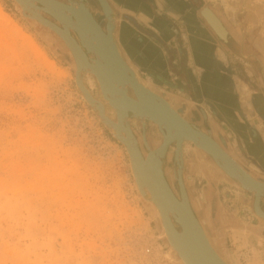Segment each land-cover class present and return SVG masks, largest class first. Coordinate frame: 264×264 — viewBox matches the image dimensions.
<instances>
[{
	"label": "rangeland",
	"instance_id": "374dc122",
	"mask_svg": "<svg viewBox=\"0 0 264 264\" xmlns=\"http://www.w3.org/2000/svg\"><path fill=\"white\" fill-rule=\"evenodd\" d=\"M89 1L92 10L99 8L95 0ZM215 1L210 3L216 12L223 11L217 7L220 1L234 4L237 21L245 22L231 29L247 51H234L230 65L245 86L243 93L250 104V90L264 93V0ZM0 10V264H179L173 253L175 259L168 255L161 222L135 189L124 147L76 89L67 48L54 32L24 18L13 0H0ZM100 12L97 18L102 16L104 23ZM25 35L44 52L47 61ZM54 41L58 46L63 44L66 52L56 51L51 44ZM251 53L258 60L250 59ZM85 84L104 102L93 76L86 75ZM157 92L170 101L164 91ZM106 109L113 117L111 108L106 105ZM136 121L130 123L136 127ZM217 126L237 143L233 125ZM156 128L151 126L155 145L151 149L162 142ZM248 128L253 126L248 124ZM255 128L264 143V127ZM167 155L169 162L165 157L163 168L167 163L165 172L172 183L173 145ZM184 157L189 166L198 162L190 144L184 147ZM209 160L220 172L218 207L232 263L264 264V239L246 228L263 224L252 212L254 196L235 186ZM240 160L243 167L257 170L249 157L244 155ZM217 170L205 168L208 175L217 174ZM203 172L198 167L194 173L196 182L188 196L196 200L194 203L190 198L195 214L201 212L198 199L202 201L205 224L212 228L217 207L211 210L203 200ZM153 211L157 214L155 208Z\"/></svg>",
	"mask_w": 264,
	"mask_h": 264
},
{
	"label": "water",
	"instance_id": "95a60500",
	"mask_svg": "<svg viewBox=\"0 0 264 264\" xmlns=\"http://www.w3.org/2000/svg\"><path fill=\"white\" fill-rule=\"evenodd\" d=\"M13 1L24 18L54 32L67 48L71 57L69 63L74 71V83L81 98L113 138L124 147L135 189L159 223V216L149 202H153L161 214V238L169 246L168 255L172 259L176 257L179 264H226L212 248L182 181L178 179L179 197L167 183L163 173L166 148L173 144L178 151L182 150L184 143H191L205 152L229 175L235 186L254 196V214L263 220L264 209L260 202L264 198V183L250 176V171L222 148L209 132L183 119L172 109L167 98L164 100L150 91V87L140 81L136 73L137 78L134 76L132 67L118 46L115 33L117 13L108 0H95L104 14L105 28L93 16L89 0H67V3L57 0ZM27 1L28 4H25ZM42 12L55 22L43 17ZM102 44L103 47H100ZM86 75L94 77L106 104L94 97L87 88ZM129 90L133 97L128 96ZM106 105L111 108L113 117L108 115ZM132 118L137 119L143 128L149 122L155 124L162 134V143L155 149L149 147L143 135L145 156L130 128Z\"/></svg>",
	"mask_w": 264,
	"mask_h": 264
},
{
	"label": "crops",
	"instance_id": "0c3cea01",
	"mask_svg": "<svg viewBox=\"0 0 264 264\" xmlns=\"http://www.w3.org/2000/svg\"><path fill=\"white\" fill-rule=\"evenodd\" d=\"M108 1L117 13L118 46L140 81L154 90L164 91L174 109V102L198 107L215 125H233L236 144L218 126L229 154L238 161L241 156L249 157L251 166L257 170L244 168L257 176L263 174L264 143L255 125L264 127V93L250 90L251 103L245 100V86L230 65L235 52L223 43L226 41L214 32L203 14L208 8L224 26L223 22L232 29L237 23L242 27L245 22L237 21L234 4L220 1L217 7L223 10L221 14L218 12L222 21L212 8L216 7L210 3L212 0ZM231 34L239 43L236 35ZM248 124L253 128L247 129ZM188 144L192 145L185 143L184 147ZM194 148L202 161L209 159L205 152ZM257 176L253 177L258 179Z\"/></svg>",
	"mask_w": 264,
	"mask_h": 264
},
{
	"label": "flooded vegetation",
	"instance_id": "af4514ba",
	"mask_svg": "<svg viewBox=\"0 0 264 264\" xmlns=\"http://www.w3.org/2000/svg\"><path fill=\"white\" fill-rule=\"evenodd\" d=\"M60 1H63V2H67V0H60ZM93 3V1H92ZM99 13V8L97 6L94 7V9L92 10V14L93 16L96 18V20L101 24V26L104 28V23L101 22V18L102 16H100L99 18H97V14ZM217 15L221 18V16L219 15L218 12H216ZM42 15L55 22V20L50 17L48 14L46 13H42ZM96 15V16H95ZM222 20V18H221ZM223 21V20H222ZM228 30V39L226 40V42H223L224 44L228 45L231 47L232 50L236 51V50H243L244 51H247V47L245 45H242L241 43H237L235 41V39L233 38L232 36V29L231 27H229L227 25V23L223 22ZM236 42V43H235ZM53 48L57 51H61V52H66L64 51V46L63 44H60V46H58L55 41L54 42H51ZM250 56V59L254 58V59H257V57L251 53V54H248ZM258 60V59H257ZM130 94H132L130 92ZM174 107L181 112V114L189 121H191L192 123L196 124L197 126H199L201 129L207 131L210 133V135L217 141L221 144V146H223L226 151L227 150V147H226V142L221 134V132L219 131V128L217 125H215L214 123L208 121L207 117L203 116L202 115V111L200 110H195L194 108H189L187 107L186 105L184 104H181V103H178L176 105H174ZM138 122V121H136ZM130 126H131V129H132V132L133 134L135 135V138L137 139L138 141V144H139V148L141 149V152L143 153V155L145 156L146 154V149H145V145H144V142H143V135H145V140L147 141L148 145L150 148L154 147V142L152 140V137L150 136V131H151V126H153V124H147L144 128L143 126L141 125L140 122H138V126H134L132 123H130ZM157 127V126H156ZM158 133L160 134L159 132V129L158 127L156 128ZM136 130L138 131V133L136 132ZM160 139H161V134H160ZM158 139V140H160ZM160 142V141H159ZM169 155H166V161L169 162V159H168ZM193 165H188L187 164V161L185 159V162H184V173H183V181H184V187L185 189L187 190V193H190V195H192V191H190V186H194L195 185V182L194 181V173L197 172L198 170V167L199 169L203 172L204 176H205V181L204 183L202 184L201 186V191H202V194L204 195V198L203 199L204 201H206V204L208 202V204H210V209L212 210L214 207H217V212H215V216H212V224L214 225L212 228H209L206 224H205V221H204V218H203V209H204V205H202V201H199L198 199V205L200 207V210L201 212H196V215L198 216L199 220H201V222H204V224L206 226H204L205 228V232L213 246V248L216 250V252L220 255V257L225 260V262H227L228 264H233L232 261H231V258H230V254H229V251H228V248H227V244H226V238L224 236V226H222L221 224V217H220V211H219V207H218V199H217V181H219L221 178H220V172L216 169V167L214 165L211 164L210 160L209 159H206L204 161H202V158L200 156H198V162L195 164L194 162L192 163ZM174 165V161H173V157H172V161H171V169H172V172H173V181L172 183L169 181V178H168V175L166 174L165 172V168L168 167L167 163L166 165L164 166L163 170H164V173H165V176L167 178V181H169L170 185L173 186V190L176 194V196L179 195V185H178V182L175 178V171L174 169L172 168ZM209 166L214 170H217L218 173L217 174H210L208 175L207 172H205V168ZM175 170H176V164H175ZM257 178L261 181H264V173L262 174H258ZM212 181V184L209 183V181ZM194 188V187H193ZM192 198V201L195 203L196 200L193 199L194 197H190ZM251 204V208H252V212H253V215L255 216L254 214V211H253V197H252V200L250 202ZM260 205H261V208L264 209V198L261 199V202H260ZM206 206V205H205ZM195 209V208H194ZM217 219V221H216ZM216 222H219L218 225H216ZM263 224H253V225H247L249 230L253 231L256 235H260L262 238H264V220L262 221Z\"/></svg>",
	"mask_w": 264,
	"mask_h": 264
},
{
	"label": "bare ground",
	"instance_id": "6f19581e",
	"mask_svg": "<svg viewBox=\"0 0 264 264\" xmlns=\"http://www.w3.org/2000/svg\"><path fill=\"white\" fill-rule=\"evenodd\" d=\"M29 1V0H28ZM28 1H27V3H25V4H28ZM57 1H59V0H57ZM26 2V1H25ZM60 2H62V1H60ZM64 3H67V2H64ZM98 5V4H97ZM100 9V8H99ZM37 10V12H39L38 11V9H36ZM32 11L33 12H35V10L34 9H32ZM43 13V12H42ZM101 13V12H100ZM103 13V12H102ZM0 14H1V10H0ZM203 14H204V16H205V18H206V20L208 21V23H209V25L212 27V29L214 30V32L221 38V39H223V40H227V35H228V32H227V29H226V27L222 24V22L220 21V19L212 12V11H210L208 8H205L204 9V11H203ZM2 16V15H1ZM96 16V15H95ZM44 17V16H43ZM103 17H104V14H103ZM3 19H5V16L4 17H2ZM47 19V18H46ZM6 21L8 20V19H5ZM49 20V19H48ZM9 21V20H8ZM51 21V20H50ZM98 22V21H97ZM99 23V22H98ZM105 24H104V28H105V25H106V21L104 22ZM100 24V23H99ZM100 26H101V24H100ZM102 27V26H101ZM103 28V27H102ZM105 30V29H104ZM89 33V32H88ZM24 37V39H26V40H28L32 45H33V47L34 48H36V51H37V54L40 56V57H42L44 60H46L47 61V58H46V56H45V54H44V52L42 51V50H38L39 48L34 44V42H33V40L30 38V36H27V35H25V36H23ZM94 40H95V38L93 39V42H94ZM100 47H103V44L100 46ZM47 63H49V65L50 66H52V62H47ZM131 68V67H130ZM132 69V68H131ZM132 71H133V69H132ZM134 76L136 77V75H135V72H134ZM137 78V77H136ZM138 82L140 83V84H142L139 80H138ZM88 83V86H90V87H92L93 86V81L91 80V79H89V81L87 82ZM145 86V85H144ZM146 87V86H145ZM146 88H148V87H146ZM149 89V88H148ZM150 91H152L151 89H149ZM130 90L128 91V96H132L133 97V95H131L130 94ZM152 92H154L155 94H157L158 96H160V97H162V98H164V100L166 99L165 97H163L162 95H160V94H158V93H156L155 91H152ZM167 100V99H166ZM169 103V102H168ZM172 109L174 110V111H176V113H178L183 119H185L182 115H181V113L178 111V110H176V109H174L173 107H172ZM160 113H162L163 115H165L162 111L160 112ZM166 116V115H165ZM132 119H135V118H132ZM137 120V119H136ZM186 120V119H185ZM149 123H151V122H149ZM129 125H130V122H129ZM130 128H131V126H130ZM132 130V129H131ZM162 135V134H161ZM124 136H125V134H124ZM136 141H137V139H136ZM138 142V141H137ZM162 143V142H161ZM219 144V143H218ZM173 144H170V145H168L167 146V148H166V152H165V154H164V156H166L167 155V152H168V150H169V148L172 146ZM184 145H185V143L182 145V150H176V147H175V145H173L174 146V161H175V163H176V180H177V182H178V179H180L181 181H182V184L184 185V181H183V176H182V173H183V169H184V159H183V147H184ZM138 146H139V144H138ZM160 146V145H159ZM221 146V145H220ZM157 148V147H156ZM223 148V147H222ZM140 149V148H139ZM140 151H141V149H140ZM142 153V152H141ZM142 155H143V153H142ZM214 161V160H213ZM215 164L221 169V166L220 165H218V163L217 162H215ZM182 167V168H181ZM222 170V169H221ZM223 171V170H222ZM224 172V171H223ZM247 172V171H246ZM163 173H164V170H163ZM225 173V172H224ZM248 173V172H247ZM226 174V173H225ZM250 174V173H249ZM227 175V174H226ZM164 176H165V174H164ZM228 177H229V175H227ZM250 176H252L251 174H250ZM253 177V176H252ZM166 178V177H165ZM230 178V177H229ZM254 178V177H253ZM254 179H256V178H254ZM256 180H258V179H256ZM166 181H167V179H166ZM259 182H261V183H264L263 181H261V180H258ZM167 183H168V181H167ZM169 184V183H168ZM169 186H170V184H169ZM171 187V186H170ZM172 189V188H171ZM172 191H173V189H172ZM187 191V190H186ZM174 192V191H173ZM175 194V193H174ZM176 195V194H175ZM150 203H152V205H153V207L156 209V212H157V214H158V216H159V219H160V222H161V225H162V227H163V224H162V217H161V214L159 213V211H158V209L156 208V206L154 205V203L153 202H150ZM254 203V202H253ZM153 208V209H154ZM260 217V216H259ZM260 218H262V217H260ZM263 219V218H262ZM163 230H164V228H163ZM166 234V233H165ZM206 236H207V234H206ZM167 238H168V236H167ZM207 238H208V236H207ZM208 240H209V238H208ZM168 241H169V239H168ZM210 242V241H209ZM211 244V243H210ZM211 246H212V244H211ZM172 247V246H171ZM212 248H213V246H212ZM172 249L175 251V253H176V249H174V247H172ZM214 249V248H213ZM214 251L216 252V250L214 249ZM177 254V253H176ZM216 254L219 256V254L216 252ZM220 257V256H219ZM221 258V257H220ZM221 260L222 261H224L225 262V260H223L222 258H221ZM183 261V260H182ZM184 262V261H183ZM226 264H228L227 262H225ZM184 264H186V263H184Z\"/></svg>",
	"mask_w": 264,
	"mask_h": 264
}]
</instances>
